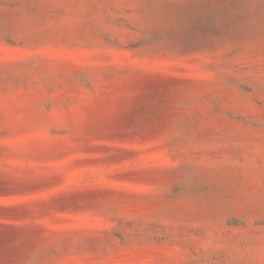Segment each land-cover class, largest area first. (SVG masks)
I'll return each mask as SVG.
<instances>
[{"label": "rangeland", "instance_id": "1", "mask_svg": "<svg viewBox=\"0 0 264 264\" xmlns=\"http://www.w3.org/2000/svg\"><path fill=\"white\" fill-rule=\"evenodd\" d=\"M0 264H264V0H0Z\"/></svg>", "mask_w": 264, "mask_h": 264}]
</instances>
